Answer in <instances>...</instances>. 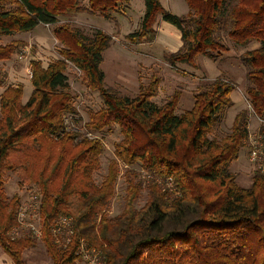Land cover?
<instances>
[{"label":"trees","instance_id":"1","mask_svg":"<svg viewBox=\"0 0 264 264\" xmlns=\"http://www.w3.org/2000/svg\"><path fill=\"white\" fill-rule=\"evenodd\" d=\"M185 1L188 12L178 16L161 0H144L140 27L125 39L133 45L153 44L159 20L173 26L182 45L164 59L176 71L181 65L200 70V57L219 61L230 52L229 41L242 48L259 44L238 60L249 83L247 102L264 123V0ZM124 3L127 0H88L87 6L82 0H0V36L56 25L53 33L62 45L60 58L47 67L31 62L33 92L26 103L23 85L7 86L0 95L1 249L14 264H26L24 252L38 241L20 228L22 198L9 199L5 192L6 176L13 173L21 189L39 195L41 242L52 264H82L83 245L98 251L103 264H264V125L258 129V168L250 188L241 187L231 170L248 148L250 112L237 113L229 134L212 137L235 107L236 86L219 78L199 88L193 107L180 115L178 93L163 105L154 102L157 77L141 83L135 98L122 96L106 87L101 68L112 36L99 29L87 35L70 23L59 25L60 18L85 12L111 20ZM21 46L0 45V62L11 60ZM69 64L82 72L87 90L102 100V108L89 113L85 133L67 124L69 118H80L66 74ZM3 84L0 76V87ZM116 128L122 136L115 145L117 160L110 162L98 186L94 174L101 168L105 147L101 139L86 135ZM120 163L130 168L126 204L121 214L109 217ZM137 165L150 178L148 200L141 209L135 202L143 184L135 183L136 171L131 170ZM62 218L72 221L69 243L65 234L54 233Z\"/></svg>","mask_w":264,"mask_h":264},{"label":"rangeland","instance_id":"2","mask_svg":"<svg viewBox=\"0 0 264 264\" xmlns=\"http://www.w3.org/2000/svg\"><path fill=\"white\" fill-rule=\"evenodd\" d=\"M82 3L83 6H87L88 0H82ZM161 3L167 10L178 16L185 15L188 12L185 0H161ZM144 12V0H127V3L120 5L117 13L112 15L113 19L111 20L85 12L60 18L59 25L70 23L81 28L87 35H93L95 30L99 29L112 36L111 47L104 52V62L101 66L106 75V87L115 89L122 96L135 98L138 95L141 83L147 84L154 77H157L160 84L158 93L153 99L154 102L163 105L178 93L180 95L177 108L178 115L193 107L194 95L199 88L207 87L219 78L233 83L236 86L232 95L235 107L227 112L224 122L216 129L212 137L220 139L229 134L237 113L243 109L250 112L248 148L241 152L239 160L231 166L232 172L238 175V184L241 187L250 188L254 171L258 168V165H256L258 162H255L251 155L254 151L252 145L258 140V129L264 123L254 115L247 102L245 89L249 83L246 79V70L238 58L246 51L258 48L259 44L254 43L247 48H242L234 46L229 41L230 52L224 54L219 61L214 62L205 57H200V70L181 65L176 71L164 59L165 55L177 52L182 45L180 32L173 26L159 20L156 25L158 36L153 44L133 45L125 39L128 34L139 29ZM55 26L40 25L30 33H20L8 37L0 36L1 46L8 45L11 42H22L20 50L11 60L0 62V76L4 80L3 86L0 87V95L7 86L23 85V102L26 103L30 99L33 92L31 62L40 61L44 67H47L49 63L60 58L59 51L62 45L54 36ZM224 36L227 37V34H224ZM66 74L69 79L71 94L75 97V106L80 115V118H75V120L69 118L67 124L69 129L85 133L84 125L89 120V113L102 108V100L99 93L87 90L82 82L83 74L75 66L69 64ZM86 136L101 139L105 147V151L101 156V168L94 174L95 183L100 186L107 176L110 162L117 160L115 145L122 139V136L118 128L113 129L112 133H95ZM129 169L123 166L122 163L119 164L115 196L108 209L109 217L118 216L125 207L128 189L127 171ZM131 170L136 171L135 183L140 181L143 184L139 198L135 202V207L141 209L148 200L150 190L147 187H149L150 178L138 165L132 167ZM5 192L9 199L19 195L22 198V205H26L29 203L33 191L21 189L18 176L8 173ZM41 226L40 219V228ZM41 239L42 236L38 238L37 245L34 248L24 252L26 264H52ZM82 264L86 263L83 262Z\"/></svg>","mask_w":264,"mask_h":264},{"label":"built area","instance_id":"3","mask_svg":"<svg viewBox=\"0 0 264 264\" xmlns=\"http://www.w3.org/2000/svg\"><path fill=\"white\" fill-rule=\"evenodd\" d=\"M257 145L258 142H255L253 144L254 151L251 154L255 162H258L259 160L258 157L259 150H257ZM39 205H40L39 195L32 193L29 198V203L26 205H22L20 207L19 217H18L20 228L22 230L32 232L33 235L38 238L41 237ZM54 233L57 237L60 234H65V236L69 237L66 239V243H69L70 236L73 234L72 221L70 219L62 218L58 222L57 228L54 230ZM14 236L15 237L20 236V233L14 232ZM81 253H82L83 261L85 263L103 264V261L100 258V253L95 249L94 250L86 249L85 245H83L81 247Z\"/></svg>","mask_w":264,"mask_h":264},{"label":"crops","instance_id":"4","mask_svg":"<svg viewBox=\"0 0 264 264\" xmlns=\"http://www.w3.org/2000/svg\"><path fill=\"white\" fill-rule=\"evenodd\" d=\"M165 23V22H164ZM167 24V23H166ZM170 26V25H169ZM174 28V27H173ZM181 38V36H180ZM182 43V42H181ZM1 248V247H0ZM2 250V249H1ZM0 264H14L12 259L3 252V250L0 252Z\"/></svg>","mask_w":264,"mask_h":264}]
</instances>
